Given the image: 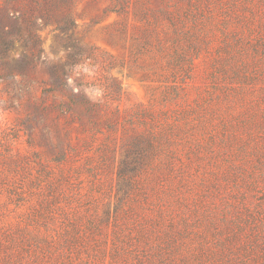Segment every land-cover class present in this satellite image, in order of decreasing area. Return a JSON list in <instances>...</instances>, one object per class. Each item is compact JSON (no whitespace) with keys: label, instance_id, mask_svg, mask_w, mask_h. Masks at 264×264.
I'll return each mask as SVG.
<instances>
[{"label":"rangeland","instance_id":"rangeland-1","mask_svg":"<svg viewBox=\"0 0 264 264\" xmlns=\"http://www.w3.org/2000/svg\"><path fill=\"white\" fill-rule=\"evenodd\" d=\"M0 264H264V0H0Z\"/></svg>","mask_w":264,"mask_h":264}]
</instances>
